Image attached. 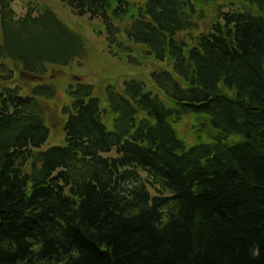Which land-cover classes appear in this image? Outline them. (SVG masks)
<instances>
[{"label":"trees","instance_id":"trees-1","mask_svg":"<svg viewBox=\"0 0 264 264\" xmlns=\"http://www.w3.org/2000/svg\"><path fill=\"white\" fill-rule=\"evenodd\" d=\"M57 1L154 68L68 84L44 150L88 40L0 0V264H264V0Z\"/></svg>","mask_w":264,"mask_h":264},{"label":"rangeland","instance_id":"rangeland-1","mask_svg":"<svg viewBox=\"0 0 264 264\" xmlns=\"http://www.w3.org/2000/svg\"><path fill=\"white\" fill-rule=\"evenodd\" d=\"M30 6L49 7L63 23L74 32L83 34L88 40V59L86 61L77 62L71 67L55 69L46 78L47 81L53 80L58 83L61 89L57 101L46 104L48 107V125L51 130L50 139L43 148L47 150L49 146H62V142L65 141L64 124L67 117L61 114L60 109L65 101L64 94L68 84L77 79L80 80V83H92L99 95L105 83L118 79L122 81L129 74L148 76L154 65L152 62H145L136 67L128 66L126 62L115 58L113 54L108 52L104 24L99 20H90L89 16H77L70 7L57 0H14L12 4V8L19 18L27 14ZM23 81L31 84L42 80L24 76ZM17 82L21 84L19 80Z\"/></svg>","mask_w":264,"mask_h":264}]
</instances>
